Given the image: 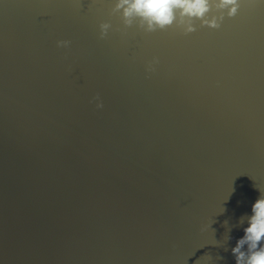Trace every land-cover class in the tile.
<instances>
[{"label": "water", "instance_id": "obj_1", "mask_svg": "<svg viewBox=\"0 0 264 264\" xmlns=\"http://www.w3.org/2000/svg\"><path fill=\"white\" fill-rule=\"evenodd\" d=\"M114 8L0 0V264H235L264 190V4L187 34Z\"/></svg>", "mask_w": 264, "mask_h": 264}, {"label": "clouds", "instance_id": "obj_2", "mask_svg": "<svg viewBox=\"0 0 264 264\" xmlns=\"http://www.w3.org/2000/svg\"><path fill=\"white\" fill-rule=\"evenodd\" d=\"M243 0H115L113 11L121 12L123 23L132 26L139 21V28L145 32L164 30L176 25L184 33L196 31L195 21L199 20L204 26L219 28L225 17H235ZM264 4V0H258ZM213 5L218 14L209 16ZM179 15V19H178ZM100 37L108 36L112 29L110 22L100 24ZM71 40L57 41V46L68 48ZM159 63L154 57L149 62L148 70L152 71ZM96 107L103 108V100L99 94L94 97ZM242 226V235L236 238L231 251L235 264H264V190L252 203L250 214H246L239 221Z\"/></svg>", "mask_w": 264, "mask_h": 264}]
</instances>
